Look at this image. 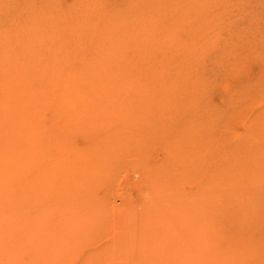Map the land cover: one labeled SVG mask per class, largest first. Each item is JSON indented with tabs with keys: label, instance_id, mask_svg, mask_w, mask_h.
Wrapping results in <instances>:
<instances>
[{
	"label": "rangeland",
	"instance_id": "374dc122",
	"mask_svg": "<svg viewBox=\"0 0 264 264\" xmlns=\"http://www.w3.org/2000/svg\"><path fill=\"white\" fill-rule=\"evenodd\" d=\"M155 1L0 0V86L2 83L14 82L15 94L20 91L23 93L25 85L36 84L34 79L39 80L46 76L51 68L56 69L57 74L71 75L80 65L74 60H83L86 64L92 59V64L96 65L93 70L96 72L105 67L108 56L105 54L108 49L106 46L109 42L113 38L115 41L123 40L128 31L134 30L133 32L138 31L137 35H141L140 32L143 34L144 29L138 28L141 29L145 22L147 26L150 23V26L153 24L154 27L159 25L158 33L154 31L155 28L151 32L150 27H147V37L151 34L152 38L155 35L162 36L167 31L164 34L166 36H162L165 40L158 37L160 41L166 42L173 37H169L168 32L171 35L173 31V34H178V37L177 34L174 36L178 41L174 39L173 42H179L178 48L182 50L184 47L181 45L187 40L190 46L185 44L190 49L183 51L184 55L192 51L195 55L197 51L200 52L197 57L189 53L193 59L187 57L191 59H188L191 62H188L191 64V71L199 70L201 76H209L210 81L215 80L210 84L213 85L212 100L209 99L212 104H205L204 101L198 103L208 111L204 110L203 113V109L198 107H195L197 110L194 108L195 113L188 107L184 110L185 103L180 100V103L175 105L177 107L173 106V110L162 112L149 108L153 106V102L145 97L147 92L156 87L158 80L160 84L161 77L152 79L153 83L149 87L145 86L147 90L137 85L132 92L129 91V95L128 90L125 93L123 91V95L120 91L118 98L128 102L129 97L139 98L144 107L149 108L139 107L136 110L130 109V103L128 105L127 101L120 106L124 108L127 105V108L114 110L111 104L115 97L112 94L113 99L108 95L107 88L104 89L108 96H105V99L103 97L96 102L95 98L89 97L93 100H88L87 97L84 99L87 105L78 107L76 103L83 102L78 99L80 87L86 85L81 73L76 79L79 80H75L76 84L73 83L77 86L72 84L69 87L71 91L68 90L67 80L72 82V78L66 77V83L64 81L62 84H54L48 90V94L53 96L45 101L41 99V103L44 102L45 105L42 104L39 110L28 111L32 114L29 113L27 121L29 144L25 149L23 173L19 171L17 176L12 173L3 177L17 181L8 186L7 199L23 200L18 204L13 203L9 209L7 221L12 224L16 221L20 228L16 231L15 227L10 230L6 228L1 233L3 243H0V264H264V118L263 121L258 120L264 116V0ZM151 4L161 8L160 12L158 9H155V12L153 10V15L159 14L164 16L163 18L155 15L156 19H153L152 14H148L155 8H152ZM145 9L149 15L147 17ZM135 11L144 15H140L141 19L146 18L144 23L141 21L143 24H138L141 23V19L136 18L138 13L135 17L131 14H135ZM55 17V21L52 20ZM150 18L153 20L149 21ZM125 21L134 22L131 28L133 29L134 25L135 28L132 30L128 27L129 24L126 26ZM197 21L204 25L201 27V23ZM51 24L56 25L53 27ZM122 25L125 30L129 28L128 31L121 30L124 37L119 35ZM95 26L96 29L99 28L96 30ZM116 32H119L118 37ZM128 35L130 36L126 37V41H134V46L141 43L135 40L136 33H132V36L129 32ZM179 40L184 41L182 43ZM101 41L105 49L101 48ZM165 42L161 41L162 44ZM173 42H166L170 43L168 46L172 53L178 49L177 46L171 45ZM6 43L10 46L5 45ZM166 45L164 53L160 51L163 49H154L152 57L160 59L157 73L165 75V83L171 87L175 86L170 76L176 72L173 69L176 64L167 63L170 55L173 56L169 53L171 49ZM134 46L133 49L136 48ZM55 47L58 55H55ZM160 47L163 48V45ZM191 48L197 51H191ZM178 52L182 53L180 50ZM132 53L135 52L131 51V56ZM162 59L163 63L167 61V65L164 64L163 67ZM136 60H139V63L135 60L130 63L133 65V62H137V67L134 68L142 77V69L147 67L144 68L145 63L140 64L138 57ZM131 68L130 66L127 69ZM6 69L11 74L5 77ZM170 69L174 71L169 72ZM12 74L14 81L9 79ZM105 77L104 82L109 79ZM134 79L133 77L131 80ZM163 79L161 80L164 81ZM109 80L106 83L112 85L111 78ZM107 84L104 83L102 87H107ZM110 88L109 86L108 89ZM227 90L230 91L227 92L228 95L225 93ZM111 91L113 90H109L110 94ZM238 92L240 95L236 96ZM74 93L77 95L75 99ZM15 94H1L5 96L2 97L5 111L11 109ZM59 94L60 102L66 104L70 101L64 108H50L51 104L56 103L55 97ZM149 95L147 97L152 98V95ZM145 99L151 102L148 103L149 106L147 102L144 103ZM9 113L11 114V110ZM198 113L201 119H198ZM10 114L7 115L9 118ZM198 123L202 125L198 126ZM205 125L208 130L203 127ZM201 136L203 139L198 138ZM123 144L127 147L123 148ZM215 148L218 149L214 150ZM75 152H78V155L74 154ZM0 162L3 165L0 168L10 173L12 164L8 165L4 159ZM57 162L61 165H54ZM88 175L90 179L86 178ZM15 192H18L19 196ZM4 193L0 189V197L4 196ZM15 205H18L17 208ZM7 235L23 237L24 241L20 243L14 239L10 244ZM8 241L11 247L16 244L19 249L22 247L16 256L8 257V250H3L4 247L10 246Z\"/></svg>",
	"mask_w": 264,
	"mask_h": 264
},
{
	"label": "bare ground",
	"instance_id": "6f19581e",
	"mask_svg": "<svg viewBox=\"0 0 264 264\" xmlns=\"http://www.w3.org/2000/svg\"><path fill=\"white\" fill-rule=\"evenodd\" d=\"M140 2H141V0H139ZM157 1V0H156ZM155 1V2H156ZM160 1V0H159ZM163 1V0H162ZM161 1V2H162ZM140 2H138V4L140 5L141 3ZM152 2H154V1H152ZM165 2H166V0H165ZM136 3V2H135ZM151 3V2H150ZM150 3H147V4H150ZM168 3V2H167ZM131 4V3H130ZM137 4V5H138ZM147 4H144V6L146 5V6H148ZM167 5V4H166ZM144 6H142L143 7V9L145 8ZM163 6V5H162ZM151 7L153 8V7H155V8H151L152 9V11H151V13L149 12L148 14L151 16V14H152V16L151 17H153V19H156V18H154V16L156 15H153V10H154V12L156 11L155 9H158V12H160L159 11V9L161 10V8L159 7V5H158V7L157 6H153V4H151ZM157 7V8H156ZM163 7H166V6H163ZM136 9V11L138 10L137 9V7H135ZM149 9H150V6L148 7ZM134 9V8H133ZM140 9V12H141V8H139ZM150 9V10H151ZM164 9V8H163ZM129 10H131V9H129ZM135 11V14L132 12L131 14H133V16L134 15H136L138 12H136ZM144 11V10H143ZM142 11V12H143ZM164 11H165V9H164ZM87 13V12H86ZM86 13H85V15H86ZM146 13V14H145ZM145 16L147 17V16H149V15H147V11H146V9H145ZM164 13V12H163ZM162 13V14H163ZM181 13V12H180ZM139 14V13H138ZM164 14H166V13H164ZM141 14H139L138 16L136 15V18L137 17H139L140 19L144 16L143 14V16L141 17L140 16ZM157 15H159V14H157ZM156 15V16H157ZM56 16V15H55ZM160 16V15H159ZM159 16L157 17V18H159ZM135 17V16H134ZM161 18H163L162 16H160ZM167 17H169V16H167ZM175 17V16H174ZM183 17H185V16H183ZM58 18V17H57ZM136 18L134 19V20H136ZM149 18V17H148ZM55 19H56V17L54 18V19H52V20H54L55 21ZM130 19V18H129ZM144 19H146V18H143V19H141L140 20V22L142 21L143 23H144ZM152 18H150V19H148L149 21L150 20H153ZM167 19V18H166ZM52 20H50L51 22H52ZM139 19H137V21H138ZM163 20V19H162ZM162 20H160L159 19V21H162ZM47 21V20H46ZM133 21V20H132ZM137 21H135V23L137 22ZM148 21V23H150ZM155 21V24L157 23L156 22V20H154ZM158 21V22H159ZM165 22H166V20H164ZM178 21V20H177ZM181 21V20H180ZM89 22V21H88ZM87 22V23H88ZM139 22V21H138ZM138 23V24H143V23ZM151 22H153V21H151ZM198 22H200V21H197V23ZM124 23H126V26L128 25V27L129 28H131L133 25H131V24H133L134 22H131V23H127L126 21L124 22ZM147 23V24H148ZM154 23V22H153ZM173 23H175V22H173ZM201 23V22H200ZM205 23V22H204ZM137 24V23H136ZM137 24V25H138ZM151 24V23H150ZM150 24L147 26L146 25V22L143 24V27H142V25H141V29H139L138 28V30H143L144 29V31H143V34H142V32H140V34L141 35H137V33H138V31L136 32H133L134 30V28H135V25H134V28L132 29L133 31L131 32V31H128L129 30V28H126V30L128 31L127 33L129 34V32H130V34L132 35V33H136V36H134V35H132V36H134V38H135V40L138 42V41H140L141 43H139L138 44V46H134V44L136 45V43L134 42V41H130V40H128V41H126L127 40V38L130 36V35H128V34H124L123 32H121V30L125 27V26H123L121 29H120V33L122 34H119L120 35V37L122 36V37H124L123 36V34L125 35V37L124 38H126L127 36V38L125 39V41H123L124 40V38H123V40L122 39H117L116 41H118L117 43H116V41L115 40H113V42L115 43H113V42H111V43H113V45H110L111 43L109 42V45L108 46H106V47H108V49H107V52L105 53L106 55H108V56H106V64H105V67H103V68H101V69H98V70H96V72H94V68H95V66H94V64H92V59L91 60H89L86 64L84 63V61L83 60H80V58L81 57H79V62L78 61H76V60H74L75 62H76V64L77 63H79L78 65H79V67L74 71V73H72L71 75L70 74H67V76H65V74H63V73H60V74H57L56 72V69L54 70L53 68H51V69H49L48 70V74L46 75V76H44V77H42L41 79L39 78V80L38 79H34V80H36L37 82H36V84H31V85H25L26 87H25V90H24V92L22 93L21 91L20 92H16V94L14 93V86L16 85L14 82H7V84L6 83H2V86H0V160H2V159H4V160H7V164L8 163H10V164H12V169H10V173L6 170V169H1L0 168V189H2V191H4L5 193H6V191H7V189H8V186L9 185H12V182H13V178L12 179H5V178H3V177H5V176H7V175H9V174H12V173H14L16 176L19 174V171H21V173H23V171H24V169H25V149H26V147H27V145L29 144L28 143V141H27V127L29 126V124H28V126H27V121H28V119H29V113H31L32 114V112H29L28 113V111H30V110H39V109H41V106H42V104L44 103H41V99L42 100H47L50 96H53V95H51V94H48V90L50 89V88H52L53 86H54V84H56V85H58L59 83L60 84H62L65 80H67V78L66 77H68V78H72L73 80H72V82L71 81H69V80H67V86H68V90L69 91H71L70 89H69V87H71L72 86V84L75 82V84H76V81H78V80H76L77 79V77H79V74L81 73V75L85 78V82H86V85H83V87H80L81 89L79 90V92L80 93H78V96H79V100L81 99L83 102L82 103H76V105H79L78 107H82L83 105H87V103L84 101V99H86L87 97H88V100H93V99H89V97H93V98H95L96 100V102H97V100H101V98H103L104 97V99H105V96H106V94H105V92H104V89L105 88H107L106 90H108V95H110L112 98H113V95H114V97H115V99L113 100V104H111L112 105V108H114V110L115 109H120V110H123V109H125V108H127V105H126V107H120V106H122V103H124L125 104V101H127V100H125V99H123V98H118V95H119V93H120V91H122V95H123V91H124V93L125 92H127V90H128V92H127V94L128 93H130L129 91H131L132 92V90H134L135 89V86H139L140 88L142 87H144L145 88V86L146 87H149L152 83H153V81H152V79H154V80H157L158 79V77L160 78V84H159V80H158V83L156 84V87L155 88H152L151 90H150V92L148 93L147 92V95H146V97L145 98H147V99H151L150 101L151 102H153L152 103V105L154 106H150L149 108H155V110L157 111H162V112H164V111H166V110H173L174 109V107L173 106H175V105H178L180 102H178V100H180L181 102L183 101L184 103H185V105L184 104H181V105H184L183 107H184V110L185 109H188V108H190V109H192V111L190 110V112H192V113H195V107H198L200 110L201 109H203L202 108V106L201 105H199L198 103H201V102H203L204 101V103L205 104H207V102H209V99L210 100H212L211 98H212V88H213V85L211 86L210 84H213L214 83V79L212 80V81H210L211 79L209 78V76L207 77V76H201L200 75V72H199V70H196L195 72L194 71H191V68H190V66H191V64L189 65V63H191V62H189L191 59H193L194 57L192 56L193 54H194V56H198L197 55V53L199 52V51H197V49H193V48H191V51L192 50H196L197 52H196V55H195V53L192 51V52H189V53H193L192 55L191 54H189V53H186V54H188V55H184V53H183V51H188L190 48L189 47H187V45L188 46H190L189 45V42L187 41H184V40H179V41H181L182 43H183V41L187 44H185V43H183V44H185V45H181V47L183 48L184 47V49H186L187 48V50H182V49H179L180 47V43L178 42V43H175V42H177L178 40L177 39H175V34H177V33H175V34H173L172 32L173 31H171V35H169V32H168V36L170 37V36H173V37H171V38H167L166 37V39H171L172 40V42H173V40L175 39V40H177V41H175V42H173V44H171L172 46H177V50L179 51H182V53L180 54L177 50H175V52H174V50H173V53H172V49L168 46L169 44L168 43H166V42H171V40H168V41H164L165 40V37L163 38L162 36L164 35V34H166L167 33V31H166V33L164 32V34L163 33H161V35L162 36H160L159 34V36H153L154 38H152V36L151 35H153V34H151L150 36H146L147 35V33H146V29L147 30H149L147 27H150V31L152 32V29L154 30V28H155V32L156 33H158L159 31H158V26L156 25V27H154L153 26V24L151 25V26H153V27H151L150 26ZM159 24V23H158ZM168 24V23H167ZM182 24V23H181ZM180 24V25H181ZM202 24L203 23H201V27H202ZM206 24V23H205ZM46 25V24H45ZM52 26H53V24H51ZM56 24H54V26H55ZM115 25H116V23H115ZM118 25V24H117ZM163 25V24H162ZM166 25V24H165ZM171 25V24H170ZM170 25H168V26H170ZM173 25V24H172ZM171 25V26H172ZM175 25H177V23H175ZM174 25V26H175ZM204 25V24H203ZM53 26V27H54ZM58 26V25H57ZM56 26V27H57ZM109 26V25H108ZM119 26V25H118ZM139 26V25H138ZM145 26H146V28H145ZM160 26H161V23H160ZM164 26V25H163ZM178 26V25H177ZM52 27V28H53ZM55 27V28H56ZM59 27V26H58ZM114 27V26H113ZM190 27V26H189ZM195 27V26H194ZM46 28V27H45ZM51 28V27H50ZM85 28V27H84ZM95 29H96V26L94 27ZM99 28V27H98ZM97 28V29H98ZM117 28V27H116ZM156 28H157V30H156ZM160 28V27H159ZM163 28V27H162ZM166 28V27H165ZM165 28H164V30L163 31H165ZM168 28V27H167ZM172 28V27H171ZM175 28V27H174ZM173 28V29H174ZM178 28V27H177ZM177 28H175V29H177ZM199 28V27H198ZM47 29V28H46ZM96 29V30H97ZM161 29V28H160ZM159 29V30H160ZM170 29V28H169ZM168 29V30H169ZM172 29V30H173ZM208 29V28H207ZM57 30V29H56ZM55 30V31H56ZM111 30V29H110ZM124 31H126L125 29H123ZM136 30V29H135ZM161 30V32H163ZM167 30V29H166ZM201 30H203V28L201 29ZM59 31V30H58ZM112 31V30H111ZM110 31V32H111ZM200 31V30H199ZM49 32V31H48ZM92 32V31H91ZM100 32L101 31H99L98 33L100 34ZM210 32H212V31H210ZM209 32V33H210ZM104 33V32H103ZM118 33L119 32H116V36L118 35ZM145 33H146V35H145ZM154 33V32H153ZM195 33H197V32H195ZM107 34V33H106ZM139 34V33H138ZM155 34V33H154ZM179 34H182V33H179ZM215 34V33H214ZM50 35H51V33H50ZM109 35H111V34H109ZM142 35H144V36H142ZM184 35V34H183ZM182 35V36H183ZM100 36V35H99ZM102 36V35H101ZM116 36H115V38H116ZM164 36H166V35H164ZM192 36H194V35H192ZM191 36V37H192ZM196 36V35H195ZM213 36V35H212ZM88 37V36H87ZM118 37V36H117ZM149 37H151V38H149ZM155 37H161V38H163L164 40H161L162 41V43H164L165 42V44H167L166 46L168 47V48H170L171 49V52H169V53H171L172 54V56L173 57H171V55L170 54H168V56L170 55V59H167V60H169L167 63L169 64V62H175L174 64H176L175 66H174V70L176 71V72H174V73H172V75L170 76L174 81H173V84H175V86L173 85H171L170 83V85H171V87L169 88L168 87V83L166 84L165 82L167 81V80H165V75H158L159 73H157V68H158V71H159V60L157 59V58H153L152 57V55H153V52L155 51L154 49H163V50H160V51H163V53H164V46H165V44H162L161 43V41L159 40L160 38H156L155 39ZM177 37H178V34H177ZM74 38V37H73ZM131 38H133V37H131ZM133 38V39H134ZM145 38V39H144ZM194 38V37H193ZM1 39H3V38H1ZM51 39V38H50ZM55 39V38H54ZM178 39H181V38H178ZM234 39V38H233ZM5 40V39H4ZM36 40V39H35ZM119 40H120V42H119ZM122 40V41H121ZM160 42H159V41ZM194 40V39H193ZM7 41V40H6ZM54 41V40H53ZM130 41V42H129ZM3 42V41H2ZM102 42V41H101ZM231 42V41H230ZM133 43V44H132ZM175 43V44H174ZM193 43V42H192ZM191 43V46L193 45ZM1 44V43H0ZM4 44V43H3ZM163 45V48L162 47H160L161 45ZM179 46H178V45ZM5 45H8L7 43L5 44ZM32 45V44H31ZM101 45V44H100ZM125 45V46H124ZM170 45V46H171ZM8 46H10V45H8ZM40 46V45H39ZM79 46V45H78ZM133 46H134V48L135 49H133ZM148 46V47H147ZM171 46V47H172ZM216 46V45H215ZM1 47V46H0ZM7 47V46H6ZM150 47V48H149ZM153 49H152V48ZM167 47H166V49H167ZM174 47H172V48H174ZM41 48V47H40ZM64 48V47H63ZM101 48H104L103 47V42H102V45H101ZM125 48H126V50H125ZM198 48V47H197ZM37 49H39V48H37ZM58 49V48H57ZM99 49V48H98ZM105 49V48H104ZM149 49H152V50H149ZM158 49V50H159ZM175 49V48H174ZM199 49V48H198ZM203 49V48H202ZM201 49V50H202ZM208 49V48H207ZM213 49V48H212ZM8 50V49H7ZM30 50H31V48H30ZM51 50V49H50ZM154 50V51H153ZM200 50V51H201ZM6 51V50H5ZM86 51V50H85ZM131 51L133 52H135L134 54L132 53V56H131ZM153 51V52H152ZM170 51V50H169ZM235 51V50H234ZM29 52V51H28ZM36 52H38V51H36ZM54 52H56L55 53V55H58L57 54V51H56V47H55V50H54ZM166 52V51H165ZM168 52V51H167ZM205 52V51H204ZM1 53V52H0ZM5 53V52H4ZM62 53V52H61ZM71 53V52H70ZM69 53V54H70ZM155 53V52H154ZM157 53H159V52H157ZM156 53V54H157ZM160 53H162V52H160ZM162 53V54H163ZM200 53V52H199ZM3 54V53H2ZM65 54H66V52H65ZM130 54V55H129ZM141 54V55H140ZM167 54V53H166ZM177 54H180V55H178L179 57L180 56H182V57H180L181 59H179V57L177 56ZM218 54L220 55V53L218 52ZM223 54V53H222ZM9 55H10V53H9ZM68 55V54H67ZM116 55V56H115ZM122 55V56H121ZM128 55V56H127ZM160 55V54H159ZM3 56H4V54H3ZM31 56V55H30ZM161 56V55H160ZM164 56V55H163ZM167 56V55H166ZM191 56L193 57V58H191ZM222 56V55H221ZM224 56V55H223ZM235 56V55H234ZM28 57V56H27ZM53 57V56H52ZM55 57V56H54ZM128 59H127V58ZM139 58L140 59V64L142 65L143 63H145V66H144V68L145 67H147V69H142L143 71V73H144V75L142 76V77H140L139 76V71L136 73V71H135V68L137 67V66H135V65H137L136 63L138 62L139 63V60L137 61L136 60V58ZM187 57H189V58H191V59H189V61H188V59H187ZM1 58V57H0ZM5 58H6V56H5ZM9 58H10V56H9ZM23 58V57H22ZM30 58V57H29ZM60 58H62V56H60ZM76 59H77V57H75ZM108 58V59H107ZM135 58V59H134ZM150 58H151V60H150ZM169 58V57H168ZM4 59V58H3ZM25 59V62H26V58H24ZM52 59H54V58H52ZM51 59V60H52ZM88 59V58H87ZM157 59V60H156ZM166 59V58H165ZM223 59V58H222ZM13 60V59H12ZM31 60V59H30ZM99 60V59H98ZM133 60H135V61H137V62H133L134 64L132 65L130 62L131 61H133ZM164 59H162V63L164 62L163 61ZM186 60V61H185ZM196 60V59H195ZM3 60H1V62H2ZM7 61V60H6ZM16 61V60H15ZM61 61H62V59H61ZM183 61V62H182ZM226 61V60H225ZM14 62V61H13ZM23 62V61H22ZM63 62V61H62ZM66 62H68V61H66ZM73 62V61H72ZM99 62H101V61H99ZM103 62V61H102ZM101 62V63H102ZM108 62V63H107ZM163 63L162 64V67H163V65L164 64H166L167 65V63ZM189 62V63H188ZM3 63V62H2ZM53 63V62H52ZM55 63V62H54ZM64 63V62H63ZM194 63V62H193ZM227 63H228V61H227ZM4 64V63H3ZM51 63H49V65H50ZM75 64V63H74ZM139 64V65H140ZM23 65V64H22ZM27 65V64H26ZM88 65V66H87ZM189 65V66H188ZM221 65H222V63H221ZM10 66V65H9ZM51 66V65H50ZM49 66V67H50ZM132 67L131 69H127L128 67ZM27 67V66H26ZM68 67H69V65H68ZM135 67V68H134ZM142 67V66H141ZM166 67V66H165ZM21 68V67H20ZM28 68V67H27ZM34 68V67H33ZM39 68V67H38ZM67 68V67H66ZM3 69V68H2ZM65 69V68H64ZM63 69V70H64ZM68 69V68H67ZM166 69V68H165ZM172 69V70H173ZM193 69V68H192ZM16 70V69H15ZM20 70V69H19ZM27 70H29V69H27ZM66 70V69H65ZM164 70V69H163ZM171 69H170V71L169 72H171L172 71ZM173 70V71H174ZM30 71V70H29ZM28 71V72H29ZM36 71V70H35ZM39 72H40V70H38ZM37 71V72H38ZM69 71V70H68ZM165 71V70H164ZM4 72V71H3ZM10 71L8 70V69H6L5 70V73L4 74H6L5 75V77L8 75V74H11V72L9 73ZM131 72H133V73H135V74H133L132 73V75H131ZM169 72H168V74L167 75H169ZM166 72H164V74H165ZM32 74V73H31ZM30 74V75H31ZM38 74V73H37ZM41 74V73H40ZM13 75L14 74H12V76H11V78H9V79H12L13 80ZM30 75H28V76H30ZM140 75H142V73L140 74ZM33 76V75H32ZM31 76V77H32ZM39 76V75H38ZM41 76V75H40ZM43 76V75H42ZM104 76H106L105 78H111V83H112V85H113V87H112V85H108L106 82H109L110 80L109 79H106L105 81L106 82H104ZM135 78L133 81L131 80L132 78ZM163 77H164V79H163ZM34 78V77H33ZM64 78V79H63ZM66 78V79H65ZM81 78V77H80ZM103 78V79H102ZM157 78V79H156ZM8 79V80H9ZM141 79H142V81H141ZM161 79H163L164 81H162ZM11 80V81H12ZM26 80V79H25ZM76 80V81H75ZM140 80V81H139ZM0 81H2V80H0ZM7 81V80H6ZM14 81V80H13ZM139 81V82H138ZM35 82V81H34ZM81 82V81H80ZM101 82H104L105 83V85L107 84L108 86L106 87L105 85V87L103 88L102 86H103V84L101 83ZM175 82V83H174ZM213 82V83H212ZM65 83H66V81H65ZM114 83V84H113ZM75 84H73V86L75 85ZM100 84H102V88L99 86ZM135 84V85H134ZM155 84V83H154ZM81 85V84H80ZM159 85V86H158ZM75 86H77V85H75ZM74 86V87H75ZM111 87L110 89H108V87ZM152 87V86H151ZM60 88V87H59ZM76 88H78V87H76ZM140 88H138V89H140ZM211 88V89H210ZM16 89V88H15ZM137 89V90H138ZM146 89V88H145ZM22 90V89H21ZM63 90V89H62ZM109 90H113V91H111V94L109 93ZM143 90V89H142ZM147 90V89H146ZM238 90V89H237ZM156 91V92H155ZM239 91V90H238ZM64 92V91H63ZM75 92V91H74ZM113 92V93H112ZM135 93H137L136 91H134ZM227 92H230V91H226L225 93H227ZM233 92H235V91H233ZM237 92V91H236ZM241 92V91H240ZM15 94V95H13V97H15V99L11 102V109H9V110H11V114L9 113V110H7V111H5L4 109H3V106H4V103H3V99H2V97H3V95H5V94ZM50 93V92H49ZM68 93H70V92H68ZM135 93H133L135 96H137ZM1 94H3V95H1ZM113 94V95H112ZM126 94V95H127ZM132 94V93H131ZM130 94V95H131ZM141 94H143V92L141 93ZM149 94H151L152 95V98H148L147 96L149 95ZM7 95V96H8ZM75 95H76V93H74V99H75ZM125 95V96H126ZM129 95V94H128ZM139 95H140V93H139ZM151 95H149V96H151ZM226 95H228V93L226 94ZM233 95V94H232ZM238 95H240L239 94V92L238 93H236V96H238ZM58 96V95H57ZM62 96V95H61ZM69 96V95H68ZM177 96V97H176ZM235 96V95H234ZM235 96V97H236ZM76 97H77V95H76ZM106 97H108V96H106ZM138 97V96H137ZM140 97V96H139ZM160 97V98H159ZM3 98H5V96L3 97ZM117 98V99H116ZM128 98V97H127ZM141 98V97H140ZM144 98V97H143ZM142 98V99H143ZM178 98V99H177ZM232 98V97H231ZM234 98V97H233ZM70 99V98H69ZM72 99V98H71ZM77 99V100H78ZM123 99V100H122ZM236 99V98H235ZM55 100H57L56 101V103H53V104H51L50 106H52V107H50V108H52V109H60V108H64V106L70 101H68V102H66V104L65 103H62V102H60V94H59V96L58 97H55ZM58 100H59V102H58ZM132 100V101H131ZM146 100V99H145ZM153 100V101H152ZM62 101V100H61ZM129 101L130 102H128L127 101V104L128 103H130V105L129 106H131L130 107V109H138L139 107L141 108V109H149L148 107H144V105H143V103L141 102V100H139V98L137 99V98H135L134 97V99H131L130 97H129ZM156 101V102H155ZM90 102V101H89ZM88 102V103H89ZM100 102V101H99ZM145 102H147V105H148V103H151V102H149V101H144V103ZM239 102V101H238ZM1 103H3V104H1ZM71 103V102H70ZM209 103H211V102H209ZM209 103H208V106H209ZM94 104V103H93ZM92 104V105H93ZM193 104H195V106L193 105ZM212 104V103H211ZM3 105V106H2ZM43 105H45V104H43ZM71 105V104H70ZM76 105H75V107H76ZM89 105V104H88ZM111 105H109V106H111ZM186 105H190V107L189 106H186ZM196 105H198V106H196ZM72 106V105H71ZM84 106V107H85ZM143 106V107H142ZM149 106V105H148ZM194 106V107H193ZM206 107V108H208L209 109V107ZM5 107V106H4ZM57 107V108H56ZM94 107V106H93ZM175 107H177V106H175ZM188 107V108H187ZM201 107V108H200ZM203 107H204V105H203ZM210 107H211V105H210ZM2 108V109H1ZM195 108V109H194ZM234 108V107H233ZM255 108V107H254ZM79 109V108H78ZM181 109V108H180ZM199 109H198V111H199ZM230 110H231V108H229ZM228 109V110H229ZM197 110V109H196ZM204 110H205V108L203 109V111H201L202 113L204 112ZM241 110V109H240ZM127 111H129V110H127ZM132 111V110H131ZM144 111V110H143ZM142 111V112H143ZM150 111V110H149ZM148 111V112H149ZM188 111V110H187ZM186 111V112H187ZM206 112H208L207 110H205ZM132 112H135L134 110L132 111ZM145 112V111H144ZM201 112L199 111V113L201 114ZM147 113V112H146ZM198 113V115L200 116V118H198V119H201V115H203V114H199ZM239 113V112H238ZM250 113V112H249ZM8 114H10L11 115V117L9 118L7 115ZM34 114V113H33ZM139 114H141V113H139ZM145 114V113H144ZM148 114V113H147ZM178 114V113H177ZM196 114H197V112H196ZM207 114V113H206ZM250 114H252V113H250ZM149 115V114H148ZM160 115V114H159ZM185 115V114H184ZM191 116H192V114H190ZM197 115V116H198ZM235 115V114H234ZM234 115H233V117H234ZM238 115V114H237ZM153 117V116H152ZM158 117V116H157ZM203 117V116H202ZM233 117H231V118H233ZM237 116H235V118H236ZM258 117H260V114L258 115ZM148 118V117H147ZM154 118H155V116H154ZM159 118V117H158ZM173 118V117H172ZM187 118V117H186ZM190 118H193V117H190ZM204 118V117H203ZM208 118V117H207ZM230 118V119H231ZM257 118V117H256ZM263 118H264V116H262V119H261V117L260 118H258V120L260 119V121L262 120L263 121ZM223 119V118H222ZM221 119V120H222ZM230 119H228L229 121H230ZM234 119V118H233ZM233 119H231V120H233ZM249 119V118H248ZM248 119H247V121H248ZM168 120V119H167ZM197 120V119H196ZM195 120V121H196ZM206 120V119H205ZM183 121V120H182ZM186 121V120H185ZM195 121L193 122V123H195ZM199 121V120H198ZM198 121H196V122H198ZM207 121V120H206ZM259 121V122H260ZM166 122V121H165ZM192 122V121H191ZM202 122V121H201ZM258 122V121H257ZM230 123V122H229ZM165 124V123H164ZM168 124H170V123H168ZM186 124V123H185ZM185 124H184V126H185ZM199 124L200 125H202L201 123H198V126H199ZM206 124V123H205ZM246 124H249V123H246ZM252 124V123H251ZM254 124H255V122H254ZM157 125V124H156ZM196 125H197V123H196ZM197 126V127H198ZM245 126V125H244ZM247 126V125H246ZM254 126V125H253ZM169 127H170V125H169ZM187 127V126H186ZM196 127V128H197ZM203 127H205L206 128V125L205 126H203ZM209 127V126H208ZM248 127H249V125H248ZM252 127V126H251ZM255 127V126H254ZM32 128V127H31ZM207 129V128H206ZM245 129H246V127H245ZM208 130V129H207ZM187 131V130H186ZM202 131H203V129H202ZM191 132V131H190ZM195 132V131H194ZM204 132V131H203ZM234 132V131H233ZM241 132H243V131H241ZM145 133V132H144ZM206 133V132H205ZM224 133V132H223ZM148 135V134H147ZM199 135V134H198ZM31 136H34V135H31ZM86 136V135H85ZM139 137V136H138ZM137 137V138H138ZM150 137V136H149ZM34 138V137H33ZM88 138V137H87ZM134 138V137H133ZM151 138V137H150ZM198 138H201V139H203L202 138V136L201 137H198ZM232 138V137H231ZM195 138H193V140H194ZM235 139V138H234ZM128 140V139H127ZM251 140V139H250ZM27 141V142H26ZM122 141H124V140H122ZM130 141H132V140H130ZM195 141H196V139H195ZM141 142V141H140ZM143 142V141H142ZM141 142V143H142ZM127 143V142H126ZM138 143V142H137ZM125 144V143H124ZM123 144V148H125V147H127L126 145H124ZM240 144V143H239ZM237 145V144H236ZM125 146V147H124ZM138 146V145H137ZM239 146V145H238ZM33 147V146H32ZM36 148V147H35ZM95 149V148H94ZM218 148H215L214 150H217ZM126 150V149H125ZM202 150H204V149H202ZM206 150V149H205ZM240 149H238V151H239ZM74 151H76V150H74ZM96 150H94V152H95ZM101 151V150H100ZM116 151H117V148H116ZM121 151V150H120ZM28 152V151H27ZM97 152H99V151H97ZM202 152V151H201ZM206 152V151H205ZM62 153V152H61ZM82 153H84L83 151H82ZM198 153V152H197ZM209 153L210 152H208V155H209ZM220 153H221V151H220ZM35 154V153H34ZM64 155H65V153H63ZM74 154H76V155H78V152L76 153H74ZM90 154V153H89ZM95 154V153H94ZM204 154V153H203ZM60 155V154H59ZM92 155H93V153H92ZM114 155V154H113ZM122 155H124V153L122 154ZM205 155V154H204ZM67 156H69V155H67ZM96 156V155H95ZM207 156V155H206ZM222 156V155H221ZM225 156V155H224ZM34 157V156H33ZM72 157V156H71ZM74 157H75V155H74ZM82 157H84V156H82ZM111 157V156H110ZM114 157V156H113ZM89 158V157H88ZM106 158H108V157H106ZM76 159V158H75ZM75 159L73 160V161H75ZM96 159V158H95ZM200 159H202V158H200ZM8 160H10V162L8 161ZM36 160H38V159H36ZM53 160H55L56 161V159H54L53 158ZM81 160V159H80ZM195 160H197V159H195ZM194 160V161H195ZM216 161H217V159H215ZM28 161V160H27ZM2 162V161H1ZM1 162H0V166H3V165H1ZM37 162V161H36ZM70 162H72V161H70ZM78 162V161H77ZM96 162V161H95ZM100 162V161H99ZM190 162V161H189ZM197 162V161H196ZM200 162V161H199ZM227 162V161H226ZM82 163V162H81ZM80 163V164H81ZM86 163V162H85ZM109 163V162H108ZM220 163H221V161H220ZM10 164H8V165H10ZM28 164V163H27ZM33 164V163H32ZM32 164H31V166H32ZM56 164H58V162L57 163H54V165H56ZM63 164V163H62ZM89 164V163H88ZM92 164V163H91ZM113 164V163H112ZM191 164V163H190ZM196 164V163H195ZM198 164V163H197ZM235 164V163H234ZM18 165V166H17ZM58 165H61V163L60 164H58ZM57 165V166H58ZM201 165V164H200ZM216 165V164H215ZM232 165H233V163H232ZM231 165V166H232ZM236 165H238L237 164V162H236ZM30 166V165H29ZM80 166V165H79ZM81 166H82V164H81ZM91 166H93V165H91ZM97 166V165H96ZM185 166V165H184ZM192 166V165H191ZM218 166V165H217ZM220 166V165H219ZM218 166V167H219ZM235 166V165H234ZM36 168V167H35ZM55 168V167H54ZM193 168H195V167H193ZM198 168V167H197ZM207 168V167H206ZM223 168V167H222ZM37 169H38V167H37ZM96 169H97V167H96ZM184 170V169H183ZM194 170V169H193ZM202 170V169H201ZM75 171V170H74ZM79 171V170H78ZM81 171V170H80ZM182 171V170H181ZM208 171V170H207ZM227 171H228V169H227ZM32 172V171H31ZM51 172V171H50ZM88 172V171H87ZM184 172V171H183ZM182 172V173H183ZM230 172V171H229ZM25 173V172H24ZM78 173V172H77ZM181 173V174H182ZM187 173V172H186ZM194 173V172H193ZM192 173V174H193ZM197 173V172H196ZM209 173V172H208ZM232 173V172H231ZM178 174V173H177ZM215 174V173H214ZM226 174V173H225ZM230 174V173H229ZM29 175V174H28ZM95 175H97V174H95ZM206 175V174H205ZM208 175V174H207ZM210 175V174H209ZM222 175V174H221ZM228 175V174H227ZM187 176V175H186ZM229 176V175H228ZM236 176V175H235ZM1 177L3 178V179H1ZM11 177V176H10ZM88 177H90L89 175L88 176H86V178H88ZM24 178V177H23ZM166 178H168V177H166ZM207 178V177H206ZM209 178V177H208ZM213 178V177H212ZM228 178V177H227ZM88 179H90V178H88ZM16 180V179H15ZM26 180V179H25ZM72 180V179H71ZM100 180V179H99ZM169 180V179H168ZM199 180V179H198ZM238 180V179H237ZM36 181V180H35ZM174 181V180H173ZM216 181V180H215ZM17 181H14L13 183H16ZM165 182V181H164ZM163 182V183H164ZM169 182V181H168ZM23 183V182H22ZM54 183V182H53ZM70 183V182H69ZM102 182H100V184H101ZM175 183V182H174ZM182 183H183V181H182ZM214 183V182H213ZM173 184V183H172ZM15 185V184H14ZM34 185V184H33ZM46 186V185H45ZM87 186V185H86ZM85 186V187H86ZM99 187L101 186V185H98ZM169 186V185H168ZM11 187V186H10ZM16 187V186H15ZM50 187V186H49ZM37 188V187H36ZM50 188H52V187H50ZM25 189V188H24ZM47 189V188H46ZM53 190V189H52ZM86 190V189H85ZM15 191V190H14ZM49 192H50V190H49ZM4 193V196H2V197H0V243H3L2 242V238H1V233H3L5 230H6V228L8 229V230H10V228H13V227H15L14 229H15V231L17 230V228L19 227V223H17L16 221H14L13 223L14 224H12V222H9V221H7L8 220V218H9V209H10V207H12V205H13V203H20L21 201L20 200H15V201H12L11 199H7V197H8V195H7V193L5 194ZM11 193V192H10ZM16 193V192H15ZM52 193V192H51ZM17 195H18V192L16 193ZM11 195V194H10ZM19 196V195H18ZM26 196V195H25ZM12 197V196H11ZM85 197V196H84ZM18 198H20V197H18ZM28 198V197H27ZM16 199V198H15ZM26 199V198H25ZM28 200V199H27ZM3 202H5V203H3ZM26 203V202H25ZM30 204H32V203H30ZM51 204V203H50ZM27 205V204H26ZM17 206L18 205H15L14 207H16L17 208ZM32 207V206H31ZM29 208V207H28ZM30 209V208H29ZM206 209V208H205ZM32 210V209H31ZM31 210H29V211H31ZM4 212V213H3ZM203 213V212H202ZM195 214V213H194ZM15 215V214H14ZM202 215V214H201ZM181 216V215H180ZM36 217V216H35ZM184 217V216H183ZM35 219H39V218H35ZM34 220V219H33ZM7 221V222H6ZM18 221V220H17ZM35 221H37V220H35ZM17 224V225H16ZM34 225V224H33ZM3 227H4V229H3ZM25 227V226H24ZM20 228V227H19ZM75 228V227H74ZM38 230H39V228H37ZM76 229H77V227H76ZM4 230V231H3ZM23 230V224L21 223V231ZM40 231V230H39ZM49 231V230H48ZM18 232V231H17ZM16 232V233H17ZM28 232V231H27ZM203 232V231H202ZM8 233V232H7ZM38 234H39V232H38ZM40 235V234H39ZM200 235V234H199ZM8 236V235H7ZM69 236V235H68ZM9 237V241H10V244H11V241L12 240H14V239H17V241H19L20 243H21V241L23 240V237H19V238H17V237H12V236H8ZM12 237V238H11ZM9 241H8V244H9ZM24 241V240H23ZM53 241V240H52ZM58 241V240H57ZM7 242V241H6ZM19 242H16V243H19ZM60 242V241H59ZM15 243V242H14ZM36 243V242H35ZM52 243V242H51ZM50 243V244H51ZM53 243H54V241H53ZM60 243H62V241L60 242ZM9 244V245H10ZM23 244V243H22ZM17 245V244H16ZM16 245H14L15 247H11V245L10 246H8L7 248H5L4 247V249L3 250H8V252H7V256L8 257H13V256H16V254H17V252L19 251V250H21L22 249V247L19 249V246L18 247H16ZM5 246V245H4ZM69 245H67V247H68ZM1 247H3V246H1ZM29 247H31L30 245H29ZM64 247V246H63ZM66 247V246H65ZM35 248H37V247H35ZM58 248V247H57ZM53 249H54V247H53ZM60 249V248H59ZM62 249V248H61ZM1 251V250H0ZM33 251V250H32ZM68 252H69V250H68ZM68 252H66V253H68ZM29 255V254H28ZM30 256H32V255H30ZM64 256H65V253H64ZM63 256V257H64ZM67 256V255H66ZM22 258V257H21ZM8 259V258H7ZM10 259V258H9ZM21 261V260H20ZM20 261H18V262H20ZM109 261V260H108ZM1 262V261H0ZM191 262V261H190Z\"/></svg>",
	"mask_w": 264,
	"mask_h": 264
}]
</instances>
